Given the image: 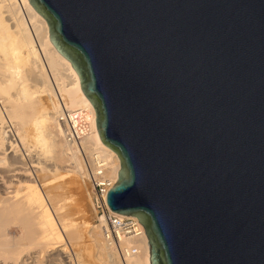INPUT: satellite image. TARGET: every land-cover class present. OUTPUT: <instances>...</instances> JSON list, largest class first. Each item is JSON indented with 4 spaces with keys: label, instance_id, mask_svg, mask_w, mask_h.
I'll use <instances>...</instances> for the list:
<instances>
[{
    "label": "water",
    "instance_id": "obj_1",
    "mask_svg": "<svg viewBox=\"0 0 264 264\" xmlns=\"http://www.w3.org/2000/svg\"><path fill=\"white\" fill-rule=\"evenodd\" d=\"M119 170L148 264H264V0H27Z\"/></svg>",
    "mask_w": 264,
    "mask_h": 264
},
{
    "label": "bare ground",
    "instance_id": "obj_2",
    "mask_svg": "<svg viewBox=\"0 0 264 264\" xmlns=\"http://www.w3.org/2000/svg\"><path fill=\"white\" fill-rule=\"evenodd\" d=\"M47 38L46 23L27 0H0V264H86L85 245L97 250L101 264H148L141 225L139 235L120 239L121 257L98 225L71 221L83 210L55 201L75 184L73 175L87 179L93 157L104 162L109 182L119 161L100 144L78 78ZM61 108L85 112L90 132L78 145L62 138ZM58 172L69 178L55 182Z\"/></svg>",
    "mask_w": 264,
    "mask_h": 264
},
{
    "label": "built area",
    "instance_id": "obj_3",
    "mask_svg": "<svg viewBox=\"0 0 264 264\" xmlns=\"http://www.w3.org/2000/svg\"><path fill=\"white\" fill-rule=\"evenodd\" d=\"M56 117L57 123L61 127L62 138L69 145H78L90 132L85 112L67 111L61 108ZM104 167V162L93 157L92 168H87L86 182L90 189L95 222L101 231L102 238L122 257L126 251L120 248V239L125 236L139 235L141 226L135 218L120 217L108 210L105 204V194L114 182H109L102 177ZM130 253L133 254L134 250H131Z\"/></svg>",
    "mask_w": 264,
    "mask_h": 264
},
{
    "label": "rangeland",
    "instance_id": "obj_4",
    "mask_svg": "<svg viewBox=\"0 0 264 264\" xmlns=\"http://www.w3.org/2000/svg\"><path fill=\"white\" fill-rule=\"evenodd\" d=\"M58 173L61 174V175H59L57 173H56L57 175L55 174V177L57 178L55 180V182H57V183L66 181L67 178H69V177H65V175H63L64 176L63 177L62 176L63 173H61V172H58ZM73 176H75L74 178L76 179L75 184L70 186V188L68 187L65 190H63L57 196L55 201L59 202V203H62V204H64V202H65V204L67 205L68 209L69 208L73 209V207H74V208H77V209L80 208L81 211L83 210L82 211L83 212L82 213V217H78V216H80V214L79 215L75 214V215L70 216V219H72L71 221L72 222L74 221L73 223H75L76 225L82 223L85 220L87 222H90L94 226H96L94 209H93V205H92V202H91L90 189H89L88 185L85 182L86 178L85 179H81V178L77 177V175H73ZM75 205H76V207H75ZM78 205H80V206H78ZM91 205H92V207H91ZM82 249H84V247H82ZM87 249H89V246L86 247V245H85V249L83 251H81L82 257H84V258L81 257L82 261L84 263H86V264H97V263L101 264L98 256H96L97 250H95V248H94V250L96 251L95 252L94 250L92 251L91 248H90L91 250L89 249L88 251H87ZM84 251H87L89 253L84 252ZM93 256H94V258L96 260H94ZM87 259H88V262H87ZM98 260H99V262H98Z\"/></svg>",
    "mask_w": 264,
    "mask_h": 264
}]
</instances>
